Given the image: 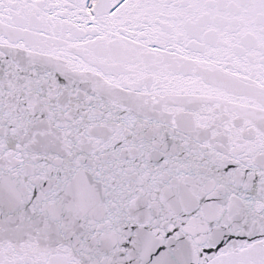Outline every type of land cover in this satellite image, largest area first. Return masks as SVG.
Here are the masks:
<instances>
[{
	"label": "snow or ice",
	"instance_id": "1",
	"mask_svg": "<svg viewBox=\"0 0 264 264\" xmlns=\"http://www.w3.org/2000/svg\"><path fill=\"white\" fill-rule=\"evenodd\" d=\"M0 264H264V0H0Z\"/></svg>",
	"mask_w": 264,
	"mask_h": 264
}]
</instances>
